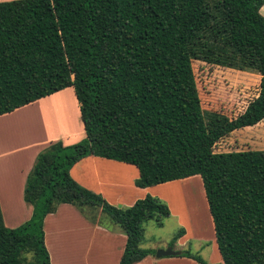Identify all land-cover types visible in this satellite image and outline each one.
<instances>
[{"label": "trees", "instance_id": "16d2710c", "mask_svg": "<svg viewBox=\"0 0 264 264\" xmlns=\"http://www.w3.org/2000/svg\"><path fill=\"white\" fill-rule=\"evenodd\" d=\"M264 0L0 1V115L68 87L86 137L52 142L36 157L24 200L29 220L9 227L0 204V264H52L44 222L73 204L93 223L126 234L120 264H136L145 225L170 206L147 194L117 206L79 183L72 167L88 156L135 165L141 188L200 175L224 264H264V149L216 152L232 132L264 120ZM223 37L241 68L262 75L259 95L211 130L190 51L192 38ZM221 37V36H220ZM215 41V40H214ZM186 234L182 226L170 245ZM200 264H211L191 250Z\"/></svg>", "mask_w": 264, "mask_h": 264}, {"label": "rangeland", "instance_id": "374dc122", "mask_svg": "<svg viewBox=\"0 0 264 264\" xmlns=\"http://www.w3.org/2000/svg\"><path fill=\"white\" fill-rule=\"evenodd\" d=\"M214 34H218L219 37L214 39L215 41L206 38H192L190 41V51L197 86L211 130L243 113L249 103L259 95L262 81V75L260 73L241 68L236 56L237 54L222 45L224 35L220 31ZM73 91V87H68L45 99L37 100L25 107L17 109L13 113L1 115L0 151L1 149L8 151L14 150V153L12 151L9 152H12L10 155L16 159L17 164V162L20 163L34 155L38 149L41 152L51 142L62 140L64 144L71 145L84 139L86 132L81 119L80 106L76 101ZM61 94H63L62 96H67L65 97L67 99L65 104L69 110V120H71L75 127L58 133L50 132V135L44 136L41 142L36 143V139H39L38 134L34 135L33 138L28 132L23 133L20 130L21 125H25L26 120L31 119V114L27 113L36 109L39 104H43ZM51 117L60 123L63 121V115L61 113L49 114L47 122ZM40 127L41 124L39 123L35 125V129L37 128L36 132L40 130ZM64 128L65 126H63ZM55 131L57 130L55 129ZM32 138L33 143L30 145ZM26 146L28 148L30 146L35 147L24 151ZM248 149H264V120L257 125L235 130L229 136L218 142L214 148L216 152ZM186 184H188L185 186L186 189L185 187L180 188V186ZM177 186L179 188H175V190L180 192V197L177 194L172 196L154 194V196L161 198L170 206L172 214L164 220L163 226H159L155 220L146 223L143 247L156 251L159 249H167L169 246H172L170 242L174 239L178 230L184 226L186 228V234L180 237L172 247L180 251L191 250L193 253L202 255L211 264H217V262L213 261L217 257L216 255L213 256L214 250L212 249V246H214V249L216 248L217 253H219L215 239L214 221L210 213L201 176L196 175L190 177L189 181H181ZM156 192L160 193V190ZM148 194L153 195L152 193ZM192 195L202 215H204V224H199L195 219L197 217L196 211H194L196 206H193ZM188 206H192V212H187ZM12 208L16 212H10L9 207L5 205L4 218L10 219L15 215L22 214L23 207L20 204V197L17 196L12 199ZM179 241L182 243H179ZM219 258H221L222 262L220 253ZM83 260L84 258L82 257L78 258L73 264H84ZM89 262L93 264L94 261L93 259H89Z\"/></svg>", "mask_w": 264, "mask_h": 264}, {"label": "crops", "instance_id": "0c3cea01", "mask_svg": "<svg viewBox=\"0 0 264 264\" xmlns=\"http://www.w3.org/2000/svg\"><path fill=\"white\" fill-rule=\"evenodd\" d=\"M261 13L264 15V5L261 8ZM73 93L76 98L74 91ZM62 95L39 104L36 109L27 113L31 114V119H27L26 124L21 125L20 130L23 133L28 132L31 137L38 134L37 143L41 142L44 136L50 135V132L58 133L74 128V124L69 120V110L65 104L67 100L65 97L67 96ZM76 101L78 102L77 98ZM53 113H61L63 121L60 123L51 117L47 122L49 114ZM37 123L41 124L38 132H36L37 128L35 129ZM63 126H65L64 129ZM33 138L30 145L33 143ZM34 147L30 146L28 148L26 146L24 151ZM39 150L22 162H17V164L16 159L10 155L14 150H9L12 151L9 152L1 149L0 151V204L3 214H5V205L9 207L10 212H16L12 208V199L14 197H20V204L23 207L22 214L15 215L10 219L4 218L6 225L9 227L21 225L29 220L33 214L32 205L24 200V191L28 175L34 166L36 157L40 152ZM71 174L79 183L102 194L109 202L117 206H130L148 193L153 195L165 194L166 196L177 194L180 197V192L175 190V188H179L177 184L181 181L190 180V178H186L141 188L135 184V180L139 176V170L135 165L97 156H88L76 163L71 169ZM187 185L180 186V188H184ZM157 190H160V193L156 192ZM189 211L192 212L188 206L187 212ZM194 211H196L197 216L195 219L199 224H204V215H202L200 209L195 208ZM44 230L52 264H73L81 257L84 258V264H90L89 259H93V264H120L127 243L126 234L119 229L110 230L91 222L78 207L69 203L60 204L55 213H51L46 217ZM179 243L182 242L179 241ZM212 247L214 250L213 256L216 255L217 257L213 261L217 262V264H224L223 260L221 262V258H219L217 249H214V246ZM187 262L189 264H197L196 260L188 257L168 256L158 258L156 255H149L136 264H187Z\"/></svg>", "mask_w": 264, "mask_h": 264}, {"label": "water", "instance_id": "95a60500", "mask_svg": "<svg viewBox=\"0 0 264 264\" xmlns=\"http://www.w3.org/2000/svg\"><path fill=\"white\" fill-rule=\"evenodd\" d=\"M182 251L174 249L172 246H169L167 249H159L156 251V257H168V256H179Z\"/></svg>", "mask_w": 264, "mask_h": 264}, {"label": "bare ground", "instance_id": "6f19581e", "mask_svg": "<svg viewBox=\"0 0 264 264\" xmlns=\"http://www.w3.org/2000/svg\"><path fill=\"white\" fill-rule=\"evenodd\" d=\"M190 192V191H189ZM191 198H192V201H193V203H194V207L196 206V208H198L199 209V207H198V205L196 204V200H195V198L193 197V195L191 196ZM190 208L192 207V206H189Z\"/></svg>", "mask_w": 264, "mask_h": 264}]
</instances>
